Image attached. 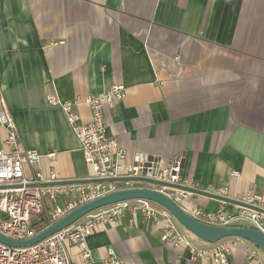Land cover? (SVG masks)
Returning <instances> with one entry per match:
<instances>
[{
    "label": "crops",
    "instance_id": "obj_1",
    "mask_svg": "<svg viewBox=\"0 0 264 264\" xmlns=\"http://www.w3.org/2000/svg\"><path fill=\"white\" fill-rule=\"evenodd\" d=\"M115 83L126 96L105 109L106 132L129 160L142 153L167 166L181 155L200 189L264 193V0H0V105L21 148L41 154L24 166L28 179L92 177L63 103L90 122L86 99ZM195 206L232 217L244 208L197 194L181 204ZM237 243L230 264H253ZM87 247L95 264L111 253L124 264H216L164 242L142 211L99 223ZM80 251L69 248L73 264Z\"/></svg>",
    "mask_w": 264,
    "mask_h": 264
},
{
    "label": "built area",
    "instance_id": "obj_2",
    "mask_svg": "<svg viewBox=\"0 0 264 264\" xmlns=\"http://www.w3.org/2000/svg\"><path fill=\"white\" fill-rule=\"evenodd\" d=\"M126 96L124 84L115 83L108 90L90 95L86 102L91 109L90 122H82L73 112L71 101L63 103L67 119L71 123L87 164L92 167L90 178H115L122 176H140L164 182L196 187L194 181L182 175L183 157L177 155L172 162L163 166L157 157L136 154L132 161L128 159L125 147L116 137H108L106 108H113ZM50 101L57 102L54 96ZM41 159L36 149H22L14 118L5 103L0 105V185L20 184L18 187L0 189V232L14 240H27L37 231L34 219L44 214L50 224L55 223L72 210L108 193L133 187L152 188L181 206L191 193L166 185H132L130 181H96L55 185H30L32 183L60 180L56 173L49 178L38 174L30 180L26 177L24 166H34ZM237 174V172H235ZM132 182V181H131ZM227 195L226 188L212 191ZM261 211L243 208L236 217L224 214L222 209L216 213L205 212L200 207L186 210L198 220L219 225H231L234 219H244L264 234V193L249 190L241 197H234ZM183 208V207H182ZM133 216L142 211L147 219L153 220L161 229V239L175 247L186 246L191 251V259H204L216 264H230L229 256L237 241L246 242V260L253 264H264V253L253 243L242 238H225L204 247L195 246L178 229L174 216L162 206L146 199L127 200L99 208L74 224L53 233L51 236L31 246H10L0 242V264H73L69 248L80 247L81 264H95L92 251L87 247V237L94 232L96 225L102 222L119 221L126 212ZM49 224V225H50ZM48 225V226H49ZM104 264H124L121 257L111 253L103 259Z\"/></svg>",
    "mask_w": 264,
    "mask_h": 264
},
{
    "label": "water",
    "instance_id": "obj_3",
    "mask_svg": "<svg viewBox=\"0 0 264 264\" xmlns=\"http://www.w3.org/2000/svg\"><path fill=\"white\" fill-rule=\"evenodd\" d=\"M142 181L148 182L152 184L158 185H166L171 186L173 188H178L191 194H197L204 197L212 198L213 200H219L223 202L232 203L244 208L254 209L261 211L260 208L254 207L251 204H247L241 200L225 196L219 195L212 191H207L204 189H200L198 187H190L187 185H181L177 183H170L164 182L161 180L151 179L147 177H138V176H122V177H115V178H106L99 179V178H87V179H72V180H56L51 182H40V183H32L30 185H55V184H70V183H86V182H96V181ZM20 184L14 185H0V189L9 188V187H18ZM134 199H146L152 201L163 208H165L169 213H171L174 218L187 230L191 233L202 239L209 244L217 243L218 241L225 239V238H242L246 241H249L256 245L259 249L264 252V234L259 231L258 229L251 227V226H241V225H219V224H211L201 220L196 219L190 213H188L185 209H183L180 205L175 203L172 199L167 197L166 195L152 189L146 187H133L132 188H125L120 189L83 205H79L76 209L69 212L67 215L59 219L53 224H50L45 229L40 231V233L36 234L34 237L27 239V240H14L11 239L0 232V242L5 243L10 246H31L34 245L43 239L51 236L53 233L58 232L75 222L81 220L89 213L99 209L120 203L127 200H134Z\"/></svg>",
    "mask_w": 264,
    "mask_h": 264
},
{
    "label": "trees",
    "instance_id": "obj_4",
    "mask_svg": "<svg viewBox=\"0 0 264 264\" xmlns=\"http://www.w3.org/2000/svg\"><path fill=\"white\" fill-rule=\"evenodd\" d=\"M1 215V213H0ZM33 222L36 224L37 231L40 233L43 229H45L50 222L48 221L47 217L44 214H41L38 219H34ZM179 223V222H178ZM234 225H241V224H234ZM241 226H248L246 224H242ZM205 242V241H204ZM207 243V242H206ZM264 253V252H263Z\"/></svg>",
    "mask_w": 264,
    "mask_h": 264
},
{
    "label": "rangeland",
    "instance_id": "obj_5",
    "mask_svg": "<svg viewBox=\"0 0 264 264\" xmlns=\"http://www.w3.org/2000/svg\"><path fill=\"white\" fill-rule=\"evenodd\" d=\"M130 183L132 184V185H138V186H150V187H153L154 186V184H152V183H148V182H142V181H130ZM185 228V227H184ZM185 231H186V233H187V235L188 236H190V237H195V238H197V236L196 235H194L193 233H191L189 230H187L186 228L184 229ZM198 239V238H197Z\"/></svg>",
    "mask_w": 264,
    "mask_h": 264
}]
</instances>
